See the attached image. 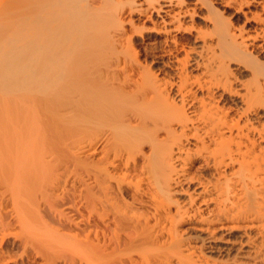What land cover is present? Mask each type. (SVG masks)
Listing matches in <instances>:
<instances>
[{"label": "bare ground", "instance_id": "bare-ground-1", "mask_svg": "<svg viewBox=\"0 0 264 264\" xmlns=\"http://www.w3.org/2000/svg\"><path fill=\"white\" fill-rule=\"evenodd\" d=\"M0 93L52 256L264 264V0H0Z\"/></svg>", "mask_w": 264, "mask_h": 264}, {"label": "rangeland", "instance_id": "rangeland-1", "mask_svg": "<svg viewBox=\"0 0 264 264\" xmlns=\"http://www.w3.org/2000/svg\"><path fill=\"white\" fill-rule=\"evenodd\" d=\"M227 11H228L227 13H228V15L230 17L231 16L230 13H232V10H227ZM232 17L233 18H231V17L230 18L232 19L233 23H234V21L237 22V20L240 19L237 16H233V14H232ZM240 23L241 22L239 21L238 24H240ZM4 97H6V96L2 95L0 93V98L4 99ZM12 98H15V97H12ZM12 98L9 100V97H8L9 102H8L7 99H4L5 101L7 100L6 102H4L3 99L2 100L0 99V101H2V102H0V137H1V135L3 136L4 134L8 133V131H9L8 127H9L10 123H17V122L22 121V98L19 99L21 101H16L15 100L16 98L12 100ZM17 100H18V98H17ZM12 101H13V103L14 102L15 103L16 102L19 103V104L17 103V106H18L19 109L16 112L4 111L2 109L4 106H6V105L13 106L14 105L13 103H11ZM14 127L19 129L15 125H14ZM18 133L21 135L22 134V129L16 131L15 135H17ZM21 151H22V149L19 150L18 153L22 154ZM15 154H17V153H15ZM18 155L19 154H17V156ZM0 156H3V158L6 157V161L1 157V159H3L4 162L0 159V168H1L0 172L3 170V172H2L3 176L0 173L1 174L0 175V181H1L0 182V264H69L63 258H56V257H54V255L52 256V254H49L46 251V249L43 247V244H42V248H41L40 243H37V238H36V240H34L35 238H33V237H32L33 239L30 238V237L28 238V236L30 235L31 232L30 233L29 232L28 233L25 232V231H28V230H27V228L24 225H22V212H21L22 211V203H19L20 202L19 201V196L17 195L18 198L16 197V194L14 192L16 190L13 191L12 189H10L11 188L10 184L11 185L14 184V182L10 183V181H12V180L15 181L18 178L16 177L15 179H11L10 177H12L11 174H12V172H14V170L12 172L9 171L10 169L8 170V168H10V167L13 168L12 166H14L13 163L11 161H8V160L14 161L15 165L17 166L18 162H16L15 160H18V158H19L18 161H20V163L18 164L17 167L16 166L15 167L19 171L18 172V177H19V175H22V174H19V173H22L21 172L22 170L20 171V169H21L20 168V164L22 163L21 162L22 161V156L19 155V157L16 159L15 158L16 155H15L12 159H9L11 157V156L9 157V154H6V153L3 154L2 153V155H1V152H0ZM7 161L9 163L10 162L11 163H10V166L6 169V164L8 165ZM1 163L2 164L4 163L5 166L3 165L1 167ZM60 163H59V165L61 167L60 166L58 167V170L56 171V173L58 172V174H59V172H60L62 174V175H60V177L62 176L63 178H60L59 180L64 181L65 179H67V178H64V177H66L65 175H68V173L64 172V168L62 167L63 165H61ZM15 167L13 169H15ZM21 167H22V165H21ZM7 170L10 173V177H9L10 181L9 180L7 181V179H6V178H8L7 176H9V173H8ZM17 170L15 169V172ZM4 175H7V176L4 177ZM19 180H20V182L22 181V179H20V177H19L18 181ZM66 181H68V180H66ZM3 182H5V183L3 184ZM17 183H16V186H17L16 189L18 190V188L22 187L21 186L22 182L18 183L20 185H18ZM5 184L9 185L10 188H8V185H6V186H7L8 189L11 190V193L8 192V189H5L6 188ZM12 188H13V186H12ZM14 189H15V187H14ZM5 191H6V193H5ZM13 192H14V195H13ZM16 193H17V191H16ZM8 194H12V197H11V195H8ZM12 199H14V200L17 199L16 201L18 203H16V201L14 202V200L12 201ZM20 200L22 201L21 197H20ZM15 204L16 205L18 204V207H19V204H21V209L19 208L21 211H19V209L17 211L15 210L18 207H16L14 209V206H16ZM63 206H64V208L61 206V208L59 207L57 210L61 209L65 213L68 212V210L65 209V208H67V205L65 204ZM64 209L67 210V211H65ZM43 215H44L43 216V218H44L43 220L44 221L51 220V216H48V215H45V214H43ZM22 226H24L23 228H25L26 230L23 231ZM63 232L64 233L66 232L68 234L70 233V231H63ZM63 232H62V234H63ZM39 233H41V232H39ZM32 234H34V233L32 232ZM65 235H67V234H65ZM43 248L45 250H42ZM51 258H53V259H51ZM54 259H55V261H54ZM49 260H51V261H49ZM77 263L79 264V261L78 262L76 261L75 264H77Z\"/></svg>", "mask_w": 264, "mask_h": 264}]
</instances>
